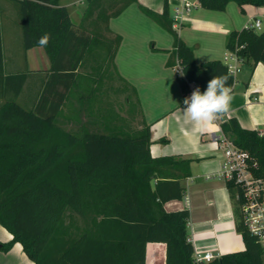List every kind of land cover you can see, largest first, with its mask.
Wrapping results in <instances>:
<instances>
[{
	"label": "trees",
	"instance_id": "obj_1",
	"mask_svg": "<svg viewBox=\"0 0 264 264\" xmlns=\"http://www.w3.org/2000/svg\"><path fill=\"white\" fill-rule=\"evenodd\" d=\"M12 1L18 8L23 50L41 47L49 68L39 75L40 87L24 106L19 99L29 72L4 76L0 48V226L12 235L9 242L0 241V252L20 244L33 264H145L147 246L153 244L158 264H196L186 232L188 210L166 212L163 207L184 198L181 182L190 174V160L152 158L146 124L126 133L118 126L123 122L119 116L93 118L96 98L106 108L104 82H109V92L115 88L109 70L121 37H109L108 21L137 3L144 16L170 34L173 46L166 65L183 71L177 77L184 96L188 83L203 92L217 75H229L233 87L234 76L219 60L196 64L193 50L172 29L167 0L160 13L138 0H85L77 27L62 0ZM196 2L214 12H224L229 3L241 9L264 7V0ZM45 33L51 39L46 47L39 46ZM103 43L108 47L101 60L96 45ZM225 48L244 63L264 65V30L232 31ZM99 61L105 68L91 69L90 64ZM114 76L136 97L127 82L116 72ZM77 91L85 122L63 119V107ZM58 119L74 123L76 129L60 125ZM219 127L226 139L249 154L253 176L264 179V133L243 129L235 118ZM226 188L244 250L207 264H264V250L242 220L241 199L236 200L240 190L233 182Z\"/></svg>",
	"mask_w": 264,
	"mask_h": 264
},
{
	"label": "crops",
	"instance_id": "obj_2",
	"mask_svg": "<svg viewBox=\"0 0 264 264\" xmlns=\"http://www.w3.org/2000/svg\"><path fill=\"white\" fill-rule=\"evenodd\" d=\"M167 3L171 15L178 2L167 0ZM61 4L68 9L70 18L77 27L85 12L86 1L62 0ZM138 4L160 13L164 0H138ZM193 4L195 7L175 31L179 38L193 50L194 59L198 65L212 60L224 63V58L228 55L225 42L230 32L242 30L246 24L255 19L261 21V26L264 24V7L245 5L241 9L237 6L238 14L243 19L239 22L240 25H237L238 22L234 18L236 16L226 14L227 7L231 3L227 5L224 12L202 9L196 1ZM133 5L139 11L137 3H133L118 17L108 21L107 27L112 34L109 37L112 38L113 35L121 37L109 71L116 72L136 92L141 116L138 129L143 124L150 127L151 157L190 160V174L181 182L185 188L184 198L180 201L167 202L163 206L164 210L166 212L188 210L189 220L186 232L194 252H210L214 259H217L225 254L243 251L241 235L235 230L232 202L226 182L220 177L224 156L214 138L221 134L220 123L230 118H235L243 129L264 133V65L258 63L251 66L246 62L237 64L239 72L234 77L229 111L217 118L214 123L201 128L187 117L183 100L188 94L186 96L182 94L174 69L166 65L173 46L172 40L163 38L157 33L154 34L158 39L151 35L148 37L137 34L125 36L118 28H114L113 24L116 21L129 17L128 13ZM72 10L79 14L77 20L73 18ZM139 13L143 15L140 11ZM129 19L125 20L129 21ZM136 19L139 27L142 25L151 27L148 22L137 16ZM148 20L156 25L150 19ZM106 37H108L107 34ZM140 39L146 43L150 42L151 48H138L136 42ZM204 39H207L209 43H204ZM107 47L105 43L97 44L96 51L100 54V50H107ZM26 54L29 65L27 84L35 94L41 83L39 75H44L48 70L49 61L41 47L32 48L26 51ZM98 63L99 65L91 63V69H97V66L101 67V70L105 68L103 62ZM102 88L107 89V92L103 94L107 97L111 93L109 82H104ZM102 101L106 108L101 106L97 98L93 103V118H100L104 114L113 115L115 101L110 102L111 104L107 98H103ZM62 112L63 119L79 120V115L82 116V120L87 118L85 111L80 109L77 99L67 101ZM162 139L167 142L161 143ZM11 239L12 235L0 226V241L6 243ZM153 250V244H148L147 253ZM0 264L33 263L24 254L21 245L15 244L7 252H0Z\"/></svg>",
	"mask_w": 264,
	"mask_h": 264
},
{
	"label": "rangeland",
	"instance_id": "obj_3",
	"mask_svg": "<svg viewBox=\"0 0 264 264\" xmlns=\"http://www.w3.org/2000/svg\"><path fill=\"white\" fill-rule=\"evenodd\" d=\"M191 2H195L196 0H190ZM238 8L235 3L229 4L227 7V12L226 14L229 16H236L238 24L240 25L239 22L242 21L243 19L241 16L238 14ZM130 13H128L129 17H125L127 20L128 18L129 21H126L125 19H119L114 23V28H118L125 36L127 35H151V37L155 38L154 33H157V35L162 36L163 38H167L169 40H172L173 42V37L163 31L162 29L158 28L156 25L153 23H150V21L141 15L139 11L136 9V6L133 5L130 7L129 10ZM219 14V13H216ZM79 14L76 13L74 10H72V16L74 19H78ZM220 16H223L222 14H219ZM137 18H140L141 20L148 22L151 27H146L142 25V27H139L137 24ZM264 30V24L261 26V30L257 32H261ZM144 38V37H143ZM130 39V38H128ZM155 39H158L157 37ZM204 43L208 44V40L204 39ZM145 43V44H144ZM138 48L140 49H146V48H151L150 42L142 41V39L138 40L136 42ZM159 44V42H157ZM0 48H1V53H2V73L4 76L10 75V74H15V73H28L29 71V65H28V60H27V54L23 50L22 47V33H21V27H20V19H19V13H18V8L17 5L12 1V0H0ZM100 59H105V54H107L106 49L100 50ZM101 59V60H102ZM111 76V74H109ZM113 77H110V80L113 81L114 83V90L107 95V98L110 102L115 103L114 107V114L116 115H109L110 119L113 116H116L120 119H122L123 122L119 121L118 126H120L123 131H126V133H134L138 130L139 127V121H140V109L138 106V102L136 101V97L132 93V90L123 85L116 76H114V73H112ZM79 92H75V94L71 95V100L70 101H75L77 97L79 96ZM124 92V95H119V93ZM87 93V92H86ZM118 93V94H117ZM34 97V91L31 90L26 83L24 85V90L20 96L19 101L24 103L23 105L26 106L25 103H30L31 98ZM31 99V100H30ZM111 104V103H110ZM109 104V106H110ZM68 108L66 109V111ZM87 117V116H86ZM79 120L82 122H85V120H82V116L79 115ZM115 121L111 122V124H114ZM58 123L60 125H63L67 128H73L76 129L74 123H66L62 119H58ZM120 123V124H119ZM115 125H117L115 123Z\"/></svg>",
	"mask_w": 264,
	"mask_h": 264
},
{
	"label": "built area",
	"instance_id": "obj_4",
	"mask_svg": "<svg viewBox=\"0 0 264 264\" xmlns=\"http://www.w3.org/2000/svg\"><path fill=\"white\" fill-rule=\"evenodd\" d=\"M177 2L170 15L173 30H176L180 26L181 21L195 7V4L188 0H177ZM244 28L260 31L261 21L255 19L251 23L246 24ZM240 63H242V60L233 52H228V55L224 58V64L229 73L234 77L239 72L237 64ZM180 71L178 66L174 68L177 76H180ZM188 88V96H190L194 89V84L188 83ZM214 141L218 143L224 156L220 177L226 183L233 182L239 188L240 194L236 195V200L241 199L240 210L242 220L248 231L258 238L264 250V179L253 176L251 168L255 164H250L251 159L247 152L234 146L222 134L215 137ZM193 256L196 264H207L214 259V256L210 252H194ZM145 264H158L154 251L147 253Z\"/></svg>",
	"mask_w": 264,
	"mask_h": 264
},
{
	"label": "clouds",
	"instance_id": "obj_5",
	"mask_svg": "<svg viewBox=\"0 0 264 264\" xmlns=\"http://www.w3.org/2000/svg\"><path fill=\"white\" fill-rule=\"evenodd\" d=\"M50 34L42 35L37 44L46 47L50 41ZM183 75V71H180ZM229 75H217L210 79L203 92L195 87L190 96L183 100L185 113L190 121L201 128L216 121L217 118L227 113L232 101L233 88L228 83Z\"/></svg>",
	"mask_w": 264,
	"mask_h": 264
}]
</instances>
